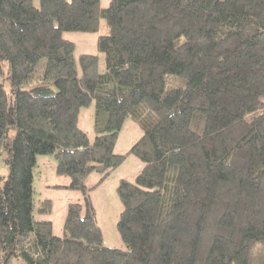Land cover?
<instances>
[{"label":"trees","instance_id":"obj_1","mask_svg":"<svg viewBox=\"0 0 264 264\" xmlns=\"http://www.w3.org/2000/svg\"><path fill=\"white\" fill-rule=\"evenodd\" d=\"M102 18L106 68L81 53L80 71L63 31ZM3 61L0 264H264V0H0V72ZM93 99L91 140L78 116ZM126 117L143 132L116 152ZM44 153L85 194L63 236L35 215L52 210L34 202ZM127 153L143 166L118 184V248L103 244L85 178Z\"/></svg>","mask_w":264,"mask_h":264},{"label":"rangeland","instance_id":"obj_2","mask_svg":"<svg viewBox=\"0 0 264 264\" xmlns=\"http://www.w3.org/2000/svg\"><path fill=\"white\" fill-rule=\"evenodd\" d=\"M36 3L38 0H35ZM111 0H101L102 6H108ZM108 27L104 18L101 19L97 31L64 30L65 37L76 43L75 55L81 71V53H93L99 57L98 68L104 71L106 68L105 54L97 46V39L100 34L106 33ZM46 64V58H41L37 71L42 72ZM0 81L5 86L10 98L13 96L11 90V78L9 76V62L3 61ZM95 99L88 105L80 108L78 123L88 132L91 140L96 136L95 128ZM143 132V129L131 117H126L115 144V151L126 153L136 139ZM6 152L0 156V174L7 176L9 165L5 161ZM57 158L54 153L38 154L37 164L34 168V202L36 207L41 201L49 198L52 202V210L49 213H42L35 210L37 217L49 218L53 223V230L58 235L65 233V221L68 205L72 201L85 202V194L81 189L70 186L71 177L57 171ZM143 166V161L133 153H127L124 160L104 177L99 171H92L85 178L89 188L88 192L95 209V216L103 231V244L125 248L126 242L119 231L118 220L123 209V204L118 195V184L122 178L133 179L136 173ZM85 209V208H84ZM83 209V212H84ZM12 264H25L21 257H15Z\"/></svg>","mask_w":264,"mask_h":264}]
</instances>
